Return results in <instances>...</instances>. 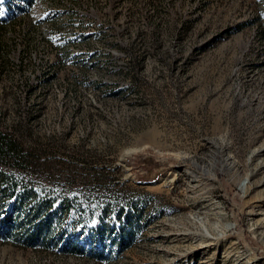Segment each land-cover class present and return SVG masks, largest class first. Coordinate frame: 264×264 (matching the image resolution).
I'll use <instances>...</instances> for the list:
<instances>
[{
    "label": "rangeland",
    "instance_id": "obj_1",
    "mask_svg": "<svg viewBox=\"0 0 264 264\" xmlns=\"http://www.w3.org/2000/svg\"><path fill=\"white\" fill-rule=\"evenodd\" d=\"M4 1L0 132L72 200L0 264H264V0Z\"/></svg>",
    "mask_w": 264,
    "mask_h": 264
},
{
    "label": "trees",
    "instance_id": "obj_2",
    "mask_svg": "<svg viewBox=\"0 0 264 264\" xmlns=\"http://www.w3.org/2000/svg\"><path fill=\"white\" fill-rule=\"evenodd\" d=\"M23 1V0H22ZM25 2H30L31 0H24ZM7 0L4 1L6 4ZM29 153L22 149L18 144H16L10 136L0 132V210L3 209L4 204L2 201H9L11 203L10 210L0 215V224L6 229V233L15 241V237L18 236L17 232H13L14 229L20 227L15 221V213L19 209L20 205L28 198L31 202V206L28 208L27 212L23 215L24 219H32L40 222V225L29 232L28 230H23L19 234L21 238L19 240L28 241L34 240L43 241L49 232V220H51V215L54 212V208L66 203V200H72L70 197H63L57 203L55 196H51L48 193H40L35 188L34 184L27 183L23 177V172L27 170V166L23 163L26 162ZM53 195V194H52ZM25 206V205H24ZM113 208L116 207L115 219L120 220V228L118 231V241L115 242L117 248L121 249L124 245L128 244L130 241V232L128 231V221L124 214L121 216L120 213L122 208L117 209L118 205L112 204ZM103 207V205L101 206ZM100 210H103L100 208ZM36 221V223H37ZM126 223L124 224V222ZM20 229V228H19ZM22 229V228H21ZM15 233V234H14ZM18 240V239H17ZM29 242H26L27 244Z\"/></svg>",
    "mask_w": 264,
    "mask_h": 264
},
{
    "label": "snow or ice",
    "instance_id": "obj_3",
    "mask_svg": "<svg viewBox=\"0 0 264 264\" xmlns=\"http://www.w3.org/2000/svg\"><path fill=\"white\" fill-rule=\"evenodd\" d=\"M3 2V0H0V3H2ZM0 14H2V13H0Z\"/></svg>",
    "mask_w": 264,
    "mask_h": 264
}]
</instances>
